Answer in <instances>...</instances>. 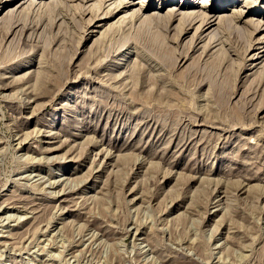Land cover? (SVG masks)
I'll return each mask as SVG.
<instances>
[{
	"label": "rangeland",
	"instance_id": "rangeland-1",
	"mask_svg": "<svg viewBox=\"0 0 264 264\" xmlns=\"http://www.w3.org/2000/svg\"><path fill=\"white\" fill-rule=\"evenodd\" d=\"M61 1L0 13V264H264V0Z\"/></svg>",
	"mask_w": 264,
	"mask_h": 264
},
{
	"label": "bare ground",
	"instance_id": "bare-ground-1",
	"mask_svg": "<svg viewBox=\"0 0 264 264\" xmlns=\"http://www.w3.org/2000/svg\"><path fill=\"white\" fill-rule=\"evenodd\" d=\"M61 1V0H60ZM81 1L82 0H80V3H81ZM220 1H222V0H220ZM24 2H26V0H8V1H5V3H4V5H2V7L0 8V13L5 9V7L9 4H11V3H16V5L15 6H19L21 3H22V5H23V3ZM29 2L30 3H37V2H39V3H43V4H46V5H48V8H54V7H56V6H59V8H60V5H61V3H59V2H57V0L55 1V0H50V1H45V0H29ZM62 2V1H61ZM194 2H196L197 3V5L198 6H201V8L203 7V8H207V7H209L210 5H212V4H217V6H218V3H219V0H189V2H184L181 6H176V5H170L171 7H169L168 9H167V11L165 12V14H164V16L163 15H161L158 11H156V12H152V13H155V14H146L145 16H140L139 18H140V21H141V24H147V26L149 27L150 26V24L152 23H154V24H156L159 28H157V29H155V31H157V33H160L161 34V36H162V39H163V41L165 40V35H166V33H165V35H164V30L165 31H167V29H169L170 28V25H171V23H169V21H172L173 19H174V17L176 16V15H178L179 14V19H178V21H179V23L177 24V29H176V31L177 32H179L180 31V33H182L183 35H188V32L190 31L189 29H190V27H193V25L194 24H192L193 23V21H195V20H199V22H198V24H197V26H196V29L197 28H199V31H204L205 29H208V28H210V30H212V29H214L215 27L217 28V22H216V18L219 16L218 14H209L208 13V11H206V9H201V10H194V9H185V10H183L182 8H186V7H190ZM224 2V1H223ZM246 2H251V1H246ZM57 3H59V5H57ZM67 3V2H66ZM78 3V2H77ZM136 3H140V5H139V8H138V10H142V9H146L147 8V6H146V4L144 3V2H132L131 0H110V4H109V6L104 10V8L103 7H101V4H96V7H91V9L90 10H87V11H89V13H90V17H89V19L87 20V22H89V24L92 22V20H95V19H101V20H104V19H106V18H109L110 16H112L113 14H114V11H119L120 9H122V7H126L127 5H129V4H136ZM226 4V3H225ZM225 4H223L222 6L224 7V10H226V9H229L230 10V8H228V7H226V5ZM31 5V4H30ZM65 5V4H64ZM78 5H79V3H78ZM108 5V4H107ZM228 5V4H227ZM21 6V5H20ZM43 6V5H42ZM63 6V5H62ZM105 7V6H104ZM17 9H18V7H16ZM57 8V7H56ZM69 8V7H68ZM17 9H15V7L13 8H8L4 13H2L1 15H0V20L2 19V17L4 18V16L5 15H7V14H10V13H15V11L17 10ZM27 9H28V7H27ZM63 9V8H62ZM61 9V10H62ZM70 9V8H69ZM68 9V10H69ZM80 13H84L85 12V8H83V6H82V4H80ZM87 9V8H86ZM21 10V9H20ZM19 10V11H20ZM25 10V12H27V10H26V8L24 9ZM30 10V9H29ZM54 10V9H53ZM52 11V10H51ZM60 11V9L58 10V12ZM63 11V10H62ZM65 11H66V9H65ZM247 10H242V9H237V10H235V12H238V13H236L235 15H237V14H242V13H245ZM57 12V11H56ZM58 12L56 13L57 15H58ZM64 12V11H63ZM67 13H69L70 12V10L69 11H66ZM65 12V13H66ZM73 12H75V11H73ZM72 12V13H73ZM148 12V11H147ZM248 12V11H247ZM20 13H22V12H20ZM20 13H18V14H20ZM24 13V12H23ZM55 13V12H54ZM62 13V12H61ZM211 13V12H210ZM74 14V13H73ZM76 14V13H75ZM137 14H138V12L137 11H134V13H133V15H136L137 16ZM14 15V14H13ZM54 15V14H53ZM56 15V16H57ZM59 15H60V13H59ZM64 15V14H63ZM77 15V14H76ZM222 16L223 15H225V14H221ZM19 16V15H18ZM62 16V15H61ZM60 16V17H61ZM65 16V15H64ZM74 16V15H73ZM222 16H220V17H222ZM17 17V16H16ZM55 17V16H54ZM72 17V16H71ZM59 18V17H58ZM176 18H177V16H176ZM16 19V18H15ZM53 19H55V18H53ZM52 19V20H53ZM71 19H74V17L73 18H71ZM223 19H229V20H227V23H229V26H231V22H232V19H230L229 17L228 18H223ZM251 19H255V18H251ZM16 21V20H15ZM73 21H75V20H73ZM139 21V22H140ZM226 21V20H225ZM86 22V21H85ZM18 23V22H17ZM19 23L21 24V25H23V23H22V21H20L19 20ZM61 23H63V22H61ZM188 25H190V26H188L187 27V24ZM238 23V22H237ZM12 23H7V25H5V26H3L4 28H3V30L5 31V32H7V31H9V30H11L10 28H11V25ZM14 24V23H13ZM256 24H259V20H257L256 19ZM28 25V27H29V25L30 24H24V26H27ZM33 25H36V24H33ZM58 25H59V23H58ZM61 25V24H60ZM155 25V26H156ZM38 26V25H37ZM154 26V27H155ZM226 24H223L222 25V28H223V32H225V30H226ZM232 26L234 27V28H237L240 32H242L243 31V29H244V31L246 30L245 28H243L244 26H241V25H235L234 26V24H232ZM20 27V26H19ZM22 28V27H21ZM29 29V28H28ZM162 29H164L163 31H162ZM173 29H175V27L173 28ZM241 29H242V31H241ZM28 31V30H27ZM246 31H248V30H246ZM11 33H12V30L10 31ZM163 32V33H162ZM249 32V31H248ZM10 33V34H11ZM16 33H18V31H15L14 30V34L12 35V36H14V35H16ZM106 33V32H105ZM175 33V32H174ZM180 33H178V34H180ZM213 33H214V31H213ZM246 33V32H245ZM107 34V33H106ZM106 34H104V35H102V36H105ZM200 34H201V32L198 34V38H200L201 36H200ZM210 34H212V33H210ZM225 34V33H224ZM9 36V35H8ZM168 36V35H167ZM211 36V35H210ZM246 36V35H245ZM15 37V36H14ZM17 38V37H16ZM102 38V37H101ZM197 38V37H196ZM170 42H175V40L174 39H172V38H167ZM218 39V38H217ZM217 39L215 38V37H211L208 41V44L210 43V44H213L214 43V45H217V44H219V41L217 42ZM200 41V40H199ZM221 41V40H220ZM167 45V44H166ZM196 45V44H195ZM170 46V45H169ZM171 48V51H172V53L173 54H175V51H176V49L175 48H172V46H170ZM220 49V48H219ZM219 49H218V51H219ZM264 49V48H263ZM194 50V49H193ZM227 49L225 48V47H222V49L220 50V53H221V51L222 52H224V51H226ZM215 52H217L216 50H215ZM177 53V52H176ZM218 53V52H217ZM179 54H181V53H179ZM184 53H182V55H183ZM177 56H179V55H177ZM185 56V55H184ZM259 57V56H258ZM177 58H179V57H177ZM176 59V58H175ZM175 61V60H174ZM23 68V67H22ZM25 105V104H24ZM53 138V137H52ZM73 140V139H72Z\"/></svg>",
	"mask_w": 264,
	"mask_h": 264
}]
</instances>
